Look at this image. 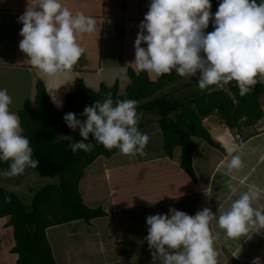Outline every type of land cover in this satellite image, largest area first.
Returning a JSON list of instances; mask_svg holds the SVG:
<instances>
[{
    "label": "crops",
    "instance_id": "crops-1",
    "mask_svg": "<svg viewBox=\"0 0 264 264\" xmlns=\"http://www.w3.org/2000/svg\"><path fill=\"white\" fill-rule=\"evenodd\" d=\"M37 2L0 0V89H7L12 104H15L10 111L17 114L25 105L35 106L37 81L42 82L51 104L59 110L64 107L65 96L73 90L76 79H81L90 91H98L102 84L112 86L116 83L118 92L122 93L130 82L128 70H138L134 63V44L151 0H60L74 14L81 12L94 18L96 28L90 34L80 35L78 42L85 51L76 67L55 77L41 75L19 48L23 25L18 18L28 4L34 7ZM213 30L208 27L205 32ZM141 46L147 47L144 43ZM147 73L150 79L156 78L155 74L153 77ZM21 82L25 89L20 87ZM190 85L198 87L197 78L184 77L164 89L172 87L176 91V88ZM217 88L219 86L213 85L197 91ZM55 97L63 102L62 107L53 103ZM259 102L264 112V95L260 96ZM153 116L140 121L144 123L140 131L150 123L152 132L161 137L157 115ZM202 124L221 147L193 136L197 142L192 153L196 179L180 167L179 146L173 149L171 157L161 148L155 154L112 160L119 151L108 158L99 156L87 166L79 181V191L88 206H100L106 215L89 222L78 219L56 224L60 229L56 225L47 227L45 232L55 263L159 264L153 262L145 239L149 227L146 218L169 214L171 208L190 216L208 208L216 214L210 223V231L219 252L218 264H264V229L253 228L239 238H229L218 226L219 209L227 210L251 186L264 190V115L252 125L241 126L249 133L239 139L235 132L240 133L241 129L227 127L215 112L204 117ZM149 138L145 148L151 142ZM233 155H240L242 167L229 173L227 164ZM91 170L93 173L90 174ZM229 182L237 188L236 192L231 190ZM253 206L264 208V197ZM7 220L8 216L0 218V264H15L17 254L10 251L14 240ZM4 233H7V243Z\"/></svg>",
    "mask_w": 264,
    "mask_h": 264
},
{
    "label": "clouds",
    "instance_id": "clouds-1",
    "mask_svg": "<svg viewBox=\"0 0 264 264\" xmlns=\"http://www.w3.org/2000/svg\"><path fill=\"white\" fill-rule=\"evenodd\" d=\"M210 20L214 30L206 33ZM18 22L23 25L20 50L47 77L70 72L85 51L78 42L80 35L96 28L94 18L74 14L60 0H38L34 7L28 4ZM139 28L134 63L140 71L156 76L175 71L181 77L197 78L201 90L235 81L242 96L264 82V0H221L214 14L210 0H151ZM53 103L57 107L63 104L56 97ZM11 104L8 90L0 89V161L10 162L9 168L0 172L4 177L21 175L39 165L32 158L30 140L22 135L18 115L10 111ZM137 105L133 99L114 102L109 92L102 102L84 108L85 120L66 113L63 119L67 126L79 129L82 137L69 145L72 153L92 151L94 145L85 143L91 135L106 149L145 155L150 138L138 128ZM241 167L240 155H233L228 172ZM229 187L237 191L231 182ZM262 197L264 190L249 187L227 210L219 209L218 226L229 238H239L253 228L264 229V208L253 206ZM5 201L10 202V198L5 197ZM215 218L208 208L194 216L175 208L169 209V214L149 215L145 239L153 262L218 264L219 252L210 231Z\"/></svg>",
    "mask_w": 264,
    "mask_h": 264
},
{
    "label": "trees",
    "instance_id": "trees-1",
    "mask_svg": "<svg viewBox=\"0 0 264 264\" xmlns=\"http://www.w3.org/2000/svg\"><path fill=\"white\" fill-rule=\"evenodd\" d=\"M210 3L214 14L221 0H210ZM208 27L214 28L211 20ZM128 75L130 82L122 93L118 92L116 83L112 86L102 84L98 91H90L84 87L81 79H76L60 110L51 104L44 85L37 81L35 107L25 105L17 111L22 135L30 140L33 149L32 158L39 161L37 168H27L25 172L34 170L40 176L58 177V182L35 190L29 204L0 184V218L8 216L6 225L12 227L14 244L10 251L17 254L15 264H56L45 232L47 227L78 219L89 222L106 215L102 207H91L85 203L79 191V181L86 167L97 157L108 158L120 150L106 149L90 135L85 143L93 144V150H79L73 154L69 145L82 137L77 132L71 138H59L60 129L68 127L63 119L66 113L73 112L80 118L86 106L96 101L102 102L109 92L114 102L126 99L143 101L136 110L157 115L156 123L161 132L164 154L171 157L173 149L179 146L180 167L192 179H196L192 153L197 146L193 136L204 139L214 147H221L203 126L204 117L215 112L227 127L240 130L241 126L254 124L264 114L259 102L260 96L264 95V82L257 83L252 91L243 96L235 81L227 84V87L225 85L207 92L169 96L158 92L184 78L175 71L156 76L154 80L149 78L146 71L131 68ZM143 126V122L138 123L139 130ZM9 163L0 161V169L7 170ZM5 197H9L10 202H6Z\"/></svg>",
    "mask_w": 264,
    "mask_h": 264
},
{
    "label": "rangeland",
    "instance_id": "rangeland-1",
    "mask_svg": "<svg viewBox=\"0 0 264 264\" xmlns=\"http://www.w3.org/2000/svg\"><path fill=\"white\" fill-rule=\"evenodd\" d=\"M257 1L259 3V0H257ZM151 74H152L151 76H153L154 73H151ZM14 85H15V83H14ZM20 87L22 89H25L24 82H21V86ZM21 88H19V90H21ZM197 89H200V88H199V86L197 87L195 85H190V86H186V87H183V88H176V91L175 90H172V87H171V88H167V89H163V90L159 91L158 94H168L169 96H177V95H179L181 93H185V92H187L189 90H194L192 92H198ZM14 93H15V91H14ZM141 102H143V101L138 102V105ZM13 105H15V104H11L10 105V108H12ZM34 107L35 106H33V108ZM137 112H138V114H140V120H139V122L140 121H145L148 118L154 117L153 116L154 113H152V112L151 113H148V112H144V111H141V110H137ZM79 119L85 120L86 117L81 116ZM152 130H153L152 124L149 123L141 131L142 133H146L149 137H151V140H150L151 142L149 143L148 148H145L144 149L145 155L158 153V152H160V150L162 148V145H161V137L159 135H157V134H154L153 133L154 131L152 132ZM77 132H79V129H77L76 131H73L69 127L62 128L59 131V138L60 139L71 138ZM241 132L238 133V134H236V132H235V134H236L235 136L237 137V138L235 137L236 139L242 138L243 137V134H245V133H249V132H246V129H244V128L241 129ZM145 155H140V154H136V155H124L121 152H119L116 155H113L111 157V159L112 160H116V159H121L122 160L124 158H128L129 156L142 157V156H145ZM95 165L96 164H94L93 168L96 167ZM2 171H4V170L0 169V172H2ZM91 173H93V170L90 171V174ZM57 182H58V177L49 178V177H45V176H40L34 170H30V171L24 172L23 174L17 175V176H14V177H4V176H0V184L2 186H4V187L10 189V190H13L15 193H19V195L21 196V198L24 200V202L26 204H29L30 199H31L33 193L39 187H41V186H43L45 184H48V183H57ZM100 194H101V197H103L102 196V191H101ZM99 197H100V195H99ZM56 226L52 225V227H56ZM57 229H60V228L57 226ZM6 234L5 233L3 234L4 242L5 243H7V235ZM57 237L59 238L58 235H57ZM54 239L55 238L51 237V240H54Z\"/></svg>",
    "mask_w": 264,
    "mask_h": 264
}]
</instances>
